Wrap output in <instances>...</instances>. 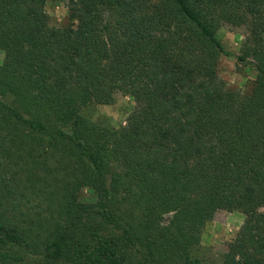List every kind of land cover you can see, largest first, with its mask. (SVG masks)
Returning a JSON list of instances; mask_svg holds the SVG:
<instances>
[{
    "label": "trees",
    "instance_id": "16d2710c",
    "mask_svg": "<svg viewBox=\"0 0 264 264\" xmlns=\"http://www.w3.org/2000/svg\"><path fill=\"white\" fill-rule=\"evenodd\" d=\"M47 1L0 0V264H205L219 211L245 216L220 264H264V0H64L74 27ZM117 94L123 126L83 115Z\"/></svg>",
    "mask_w": 264,
    "mask_h": 264
},
{
    "label": "rangeland",
    "instance_id": "374dc122",
    "mask_svg": "<svg viewBox=\"0 0 264 264\" xmlns=\"http://www.w3.org/2000/svg\"><path fill=\"white\" fill-rule=\"evenodd\" d=\"M45 12L49 24L53 27L76 25L66 7L64 0H48ZM217 38L223 47L237 55L240 53L243 30L231 26L221 27ZM4 60V53L0 50V68ZM218 76L229 88L247 92L257 77L255 68L250 64L237 61L234 57L222 56L218 62ZM134 108L131 97L117 94L110 104L93 103L83 111V115L89 120L105 127L119 128L123 126ZM84 199L90 195L85 192ZM245 216L238 212L219 211L212 221L203 227L200 243L193 249L192 256L205 264H220L228 246L234 241Z\"/></svg>",
    "mask_w": 264,
    "mask_h": 264
}]
</instances>
